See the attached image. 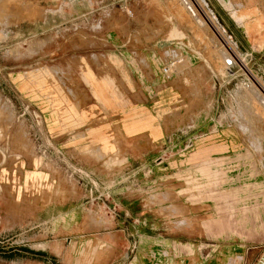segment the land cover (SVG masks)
<instances>
[{
    "label": "rangeland",
    "instance_id": "obj_1",
    "mask_svg": "<svg viewBox=\"0 0 264 264\" xmlns=\"http://www.w3.org/2000/svg\"><path fill=\"white\" fill-rule=\"evenodd\" d=\"M187 1L0 0V159L12 164L0 186V264H180L196 226L219 233L245 224L226 204L218 203L216 216L196 215L201 196L225 199L218 194L224 187H204L208 178L224 184L227 166L223 157L209 156L218 175L204 174L193 138L140 167L95 146L73 154L46 136L40 113L18 92L20 78L30 92L35 82L50 95L71 90L74 56L98 46V21L153 18L163 30L158 34L169 38L174 27L182 35L172 38L187 39L193 59L182 58L177 77L196 89L194 101H202L197 112L223 117L235 98V128L249 131L243 156L257 163L264 155V0ZM188 121L174 143L195 130ZM201 126L211 127L206 121ZM219 217L230 225L219 227Z\"/></svg>",
    "mask_w": 264,
    "mask_h": 264
},
{
    "label": "crops",
    "instance_id": "obj_2",
    "mask_svg": "<svg viewBox=\"0 0 264 264\" xmlns=\"http://www.w3.org/2000/svg\"><path fill=\"white\" fill-rule=\"evenodd\" d=\"M112 21H98L94 25L101 33L95 43L98 46L74 56L71 90L62 89V92L50 95L44 84L35 82L33 92H30L31 88L20 78L19 95L29 98L40 113L46 136L73 154L87 146H95L101 154L118 151L129 163L140 167L162 152L176 149L181 141L193 138L195 153L204 157L200 169L207 176L218 175L213 171L214 167H210L209 156L223 157L227 166L226 182L219 185L218 181L208 178L210 185L204 189L224 187L218 194L225 199L217 201L201 196L194 203L196 215L210 213L212 217L216 216L218 205L226 204L228 211L236 212L233 218H241L245 224L234 226L233 223L229 231L219 233L213 228L208 232L196 226L195 241L190 245V251L186 247L179 261L180 264H252L264 248V155L257 163H253L251 157L243 156L249 152L246 145L249 131L235 128L239 120L235 113L239 112L237 101L234 98L232 106L226 107L223 117L203 116L202 112L196 111L202 105L201 100L194 101L196 89L186 87L177 73L164 77L160 69L161 62L181 50L182 58L193 59V54L188 55L185 49L187 39L171 37L180 36L181 32L174 27L168 28L166 37H170L165 38L158 34L163 31L161 25H155L153 18L143 16L130 22L123 17ZM233 21L236 26L241 25ZM63 94L67 96L66 102ZM188 119V123L193 119L195 130L185 131L182 140L174 143L175 134L184 132L181 128ZM205 121L210 122L211 127L197 128ZM185 145L187 148L192 143ZM25 156V153L21 155L14 165L25 161ZM2 164L3 158L0 167ZM11 166V163L3 164L6 172L1 174L0 186ZM33 171L35 177L42 176L40 170ZM27 176L25 174V182ZM23 183L20 186L23 187ZM20 186H17V196ZM214 222L219 227L230 225L223 217ZM179 233L185 234L184 231ZM214 235L228 238H211L209 242L197 238Z\"/></svg>",
    "mask_w": 264,
    "mask_h": 264
},
{
    "label": "built area",
    "instance_id": "obj_3",
    "mask_svg": "<svg viewBox=\"0 0 264 264\" xmlns=\"http://www.w3.org/2000/svg\"><path fill=\"white\" fill-rule=\"evenodd\" d=\"M212 16L214 18H216V16L214 15V13L212 14ZM224 29V28H223ZM229 37L232 38V36L229 34ZM181 53H178L174 56H169L166 60H164L163 62H161V72L164 75V77H170L173 74L177 73V71L179 70V63H181L182 61V50L180 51ZM227 61V69L230 72H233L232 68L233 67V58H229L226 60ZM252 264H264V248L261 249V251L258 253L257 257L255 258V260L253 261Z\"/></svg>",
    "mask_w": 264,
    "mask_h": 264
},
{
    "label": "bare ground",
    "instance_id": "obj_4",
    "mask_svg": "<svg viewBox=\"0 0 264 264\" xmlns=\"http://www.w3.org/2000/svg\"><path fill=\"white\" fill-rule=\"evenodd\" d=\"M187 1V0H186ZM187 3L189 4V6L191 7V5H190V3L187 1ZM188 6V5H187ZM191 9H193L192 7H191ZM193 11H194V9H193ZM195 12V11H194Z\"/></svg>",
    "mask_w": 264,
    "mask_h": 264
}]
</instances>
